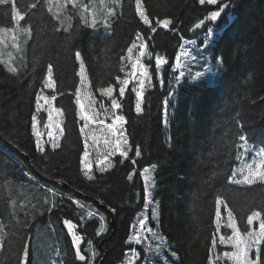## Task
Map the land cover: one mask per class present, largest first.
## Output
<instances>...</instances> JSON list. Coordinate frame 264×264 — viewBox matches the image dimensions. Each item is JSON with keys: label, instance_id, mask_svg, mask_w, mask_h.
<instances>
[{"label": "trees", "instance_id": "trees-1", "mask_svg": "<svg viewBox=\"0 0 264 264\" xmlns=\"http://www.w3.org/2000/svg\"><path fill=\"white\" fill-rule=\"evenodd\" d=\"M78 1L93 7L92 0ZM226 2L229 7L217 24L207 19L209 11L218 10ZM32 3L37 6L31 8ZM141 3L151 27L140 20L136 0H118L117 5L113 0H103V4L95 0V9L98 4L102 12L98 19L104 18L106 7L115 9V16L109 18L111 27L98 24L93 29L80 18L79 6L75 10L71 4L61 8L64 0H15L24 15L22 28L31 29L30 35L13 33L20 51L6 33L16 23L12 5H0V29L8 30L0 31V50L13 51L16 59L7 63L8 55L0 53V237L4 243L0 264H20L26 243H36L42 232L52 241L54 254L59 251V264H84L76 257L64 224L66 220L79 222L95 230V222L79 204L83 199L78 191L105 201L117 212L116 234L102 245L108 254L105 264H127L134 250L138 253L134 264H152L150 258L155 251L146 239L136 247L129 243L147 208V226L174 246L179 256L176 264H215V257L216 264H225L216 251L218 244L212 250V240L218 236L217 200L224 201L222 214L232 211L243 233L250 230L247 217L254 211L264 218V183L241 186L231 182L233 171L245 155L239 133L247 137L249 146L264 149V0H219L216 5H200L199 0ZM58 16L66 25L71 24L67 31L60 27ZM165 19L172 21L167 28L157 23ZM209 28L214 34L205 46ZM138 35L147 44L142 61L149 67L152 80L151 86L147 83L145 87L141 114L135 111L136 98L131 91L135 80L130 81L120 101L131 150L126 159L120 155L113 158V168L106 172L94 168V179L89 180L82 163L85 139L80 128L84 122L79 119L76 104L80 61L75 53L84 60L91 93L109 108L110 101L100 95L99 89L113 86L114 96L119 98L116 77L127 78L131 71L127 49L133 42L139 45ZM3 37L7 47L1 42ZM188 41L195 43L189 45ZM186 46L192 54L199 51V63H194L191 73L186 72L177 84L176 58ZM139 51V47L133 49V60ZM156 56L168 61L159 74L155 70ZM49 65L59 96L56 106L66 118L65 135L58 148L49 146L41 153L36 148L33 117ZM9 67L16 71L10 72ZM217 71L220 74L208 84ZM196 73L201 74L199 81L195 80ZM101 103L97 102L103 118ZM45 116L41 115L39 126L44 132ZM137 148L139 156L135 155ZM152 166L157 170L149 204L142 173ZM54 180L66 181L72 190L59 189L51 183ZM49 189L56 192L55 198L46 192ZM158 203L161 217L157 225L154 215ZM106 226L107 236L95 240V233L90 239L98 247L114 230L109 220Z\"/></svg>", "mask_w": 264, "mask_h": 264}, {"label": "snow or ice", "instance_id": "snow-or-ice-1", "mask_svg": "<svg viewBox=\"0 0 264 264\" xmlns=\"http://www.w3.org/2000/svg\"><path fill=\"white\" fill-rule=\"evenodd\" d=\"M38 2V0H37ZM114 3H118V0H113ZM219 2V0H199L200 5H216ZM93 7L92 12L90 14L91 18L89 19V5L86 4H79L78 0H64V4L61 5V8H65L68 4L72 5V8L75 10L78 6L80 8L79 16L84 21L85 25H87L90 28L95 29L98 24L102 25L105 28L111 27V24L109 22V18L115 16V12L109 8H105L103 11L104 18L98 19L96 15V9H95V0H92ZM11 4L12 8L11 11L14 14V18L17 22L24 20V15L21 14V12L16 8L15 0H0V5H7ZM101 4H103V0H101ZM37 5L36 3H32L30 5L31 8H35ZM229 7V3H223L221 7L218 10H212L208 12L207 19L210 21H217L225 8ZM51 11V8L49 9ZM136 11L139 15L140 20L151 27V23L149 21L148 15L146 14L143 5L141 3V0H136ZM57 19L60 21V27H63L65 31H67L71 24H65L63 19H60L59 16ZM65 19H71V17H65ZM157 23L167 28L169 25L172 24V21L170 19H165L163 21H157ZM197 28L201 27V24L196 25ZM154 30V29H153ZM0 31H8L7 29H0ZM22 32H26L28 35L31 33L30 28H22L20 29ZM222 31V29H221ZM213 30L212 28H209L208 31L205 33L204 41L205 46H207L208 41L213 36ZM138 41H140L139 45L135 42L127 49L128 56L126 57L128 60L131 61L132 68L131 71L127 74V78H120L119 76L116 77V80L119 84V98L114 96L115 88L113 86L108 87H102L99 89L100 95L102 97L108 98L110 101V107L105 108L103 104L100 105V108L103 109V118H101V114L99 112H96L93 110L92 114L89 115L86 112L85 105L82 102V100L85 97H91V84L87 78V75L85 74L84 67H83V60L81 58V54L79 52L75 53V59L80 61V72H79V83H80V89L76 92V104L79 107V119L83 121V125L80 128V133L84 135L85 142H84V168H85V174L87 175V178L89 180H93L94 176L91 174L92 165L90 162L87 161V158L89 156V138H91V146H96L99 143V139L96 135L92 133H86V129H89L93 124H96L98 129L103 133V144L105 145V155L104 159L99 161V163L104 164L105 160H109V157L115 155L117 152L119 155L123 158L128 157V152L131 150L130 146L128 144L127 137L124 134V125L127 123V120L125 116L122 114L120 110H122V103L120 102L121 99L125 96L126 89H128L130 81L135 80L136 83L133 85L131 91L135 94L136 103H135V111L137 114L142 112V103L144 99V92L146 87V81L148 82V86H151V80L152 76L149 72V67L146 66L142 59L147 54L143 49L147 48V44L144 43L142 38L138 35L136 38ZM13 46L19 48V44L16 41L15 36L12 37ZM188 43H195V41H188ZM140 48L141 51H139L138 56L133 60L132 58V52L134 48ZM180 56L186 57L187 59L181 63L180 57L176 58V69L178 70V75L174 78L177 84H180L181 79L186 76L187 73H191L192 65L194 63H199V51H197L196 54H192L191 52L184 50L180 53ZM148 58L151 59V56L148 55ZM168 61L164 59L161 56H156L155 58V70L157 74L162 69V66L167 64ZM10 72H15L16 70L14 68L9 67L8 69ZM139 72V76H137V73ZM201 79V74L197 73L195 76V80L199 81ZM193 78L189 76V81L191 82ZM163 82V81H161ZM55 87L56 82L53 79V69L51 65L47 68V76L43 83V88L41 89V92L44 91V89H50L53 93H55ZM83 92V95H82ZM56 95L53 94L51 96L49 95H40L37 99V109L39 110L42 105L41 101H43L44 105H47V108L45 111H47L48 114V120L49 124L52 121L53 113L54 112H60V109L55 108L54 101L56 100ZM94 103V100H89V104L91 105ZM167 103V101L165 102ZM165 117H167V112H165ZM35 120V117H33ZM106 120H110V123H106ZM165 123H167V120L165 119ZM243 125H241V128ZM60 134H63V129H61ZM35 135L37 136L36 141V148L41 153L44 152V147L40 143V133L36 132ZM52 141L51 147L53 150L59 147V144L55 141V138L49 137ZM239 139L243 141V144L240 145L244 149V152L247 153L250 151V148L248 146L247 137L243 134V132L239 133ZM136 156L140 155V150L137 148ZM255 157H259L260 163L257 165V161L255 158L248 163L245 167L247 168V172L245 173L244 169H236L232 173L231 182L236 184L241 183H247L252 184L259 179L261 182H264V171H257V168H254L253 165H257V167H264V149H260L255 152ZM133 164H135V160L132 161ZM111 162L107 163L104 167L100 168L101 172L107 171L109 167H111ZM240 173L242 178L237 179V173ZM144 173H150V169L145 168ZM129 179H131V176H129ZM145 187L146 190L150 187H154V184L149 182V177L145 176ZM148 196V203H152L151 201V192H147ZM68 199H72V197H68ZM79 203V202H77ZM217 208H216V216H217V226L216 231L217 233L220 230V224H219V218H220V205L224 204L223 200H217ZM147 207V204L145 205ZM91 215V213H89ZM228 227L232 229V234L229 235L227 238L225 236L221 235L219 236V243L220 244H228L231 245L232 251H225L223 253V256L226 257L228 260L232 262V264H261V245L264 244V218L261 216V212L254 211L250 216L247 217V224L252 225L254 221H259V230L258 231H248L246 235L243 237L241 236L239 230L235 226V219L233 217V213L231 210L228 211ZM103 219V217H101ZM146 219L147 217H142L139 219V233L132 235L130 237L129 243H135V244H141L142 239H146L144 237L145 230L152 234L153 238L156 237V232L153 231L151 227L146 226ZM65 224L69 230V233L72 237V242L75 246V255L80 261H85L86 257L85 255L81 254V242L82 238L80 235H78L73 229H75L76 225L71 223V221H65ZM162 240V238H161ZM217 245V240L214 238L212 240V250L215 251ZM89 248H91V244H89ZM158 251V250H157ZM255 251V258L253 259L251 256V253ZM174 255V253H173ZM28 252H27V246L24 250V258L27 259ZM96 256V252L93 249L92 250V257L93 259ZM138 253L133 251L129 255V259L127 264H134V260L137 258Z\"/></svg>", "mask_w": 264, "mask_h": 264}, {"label": "rangeland", "instance_id": "rangeland-1", "mask_svg": "<svg viewBox=\"0 0 264 264\" xmlns=\"http://www.w3.org/2000/svg\"><path fill=\"white\" fill-rule=\"evenodd\" d=\"M56 1H60L61 2V0H56ZM82 2L83 3H79V1H78V5L79 4H86V5H89V7H90V3L87 4L84 1H82ZM115 5H117V3ZM96 7H97L96 8V15L98 17V16L101 15L102 12L100 11L101 10L100 5L96 4ZM105 7L106 6L104 5V8ZM113 11L115 12V9ZM91 12H92V8H89V13H88L89 16H90ZM224 13H226V8L224 9L222 15H224ZM63 15H64V12H63ZM222 15H221V17H222ZM90 18H91V16H90ZM219 19L217 21H219ZM20 29H22L21 21H19V22L16 21L14 29H12L11 31H8L6 33L9 34L11 36V38L13 36H15L16 41L18 43V37H17L16 34H18V33L22 34ZM13 33H16V34H13ZM1 39H2L1 40L2 44L5 47H7L8 44L5 42L6 41L5 38L3 37ZM193 44L194 43H190L189 45H193ZM18 50L20 51V46H19ZM184 50H187V51L190 52V49L188 48V46L184 47V49L182 51H184ZM0 53H3L2 54L3 57L8 55L6 57V59H5V61L7 63H11V60L14 59V56H13L14 53L11 50L7 52L6 50L4 51L3 49H1ZM179 57H180L181 63H183L187 59L186 57H182V56H179ZM81 58H82V56H81ZM141 59H143V58H141ZM14 60H16V59H14ZM82 60H83V58H82ZM19 67H21V65ZM80 67H81V65H80ZM83 67H84L85 74L87 75V78H88V80H89V82L91 84L90 77H89L87 68L85 66L84 60H83ZM219 74H220V71L214 72V75H213V78H212L213 80L210 79V81L208 80L209 82H207V83L208 84H212L214 82V79L216 78V75H219ZM137 76H139V72L137 73ZM205 76H206V74H203V77H205ZM53 79H54V76H53ZM135 83H136V81H135ZM147 83L148 82L146 81V84ZM53 94H55L56 97H57L56 100L54 101V105L53 106L55 108H57V109H60V108H58L56 106V101L59 98V96L56 94V87H55V93H53L52 90H50V89H44V91L40 95H49V96H51ZM82 95H83V92H82ZM89 100H94V103H92L90 105L89 104ZM82 102L85 105L86 112L89 115H91L93 110H95L96 112H99V107H98L97 102L101 103L102 100H100V98L97 97L95 94L91 93V97H85L82 100ZM40 103H41L42 107L39 110L37 109V106H36L37 114L34 116L35 120L33 121L34 133H36V132L40 133V143L44 147V150L46 149V147L51 146L52 141L49 138L50 136L55 138V141L60 146L61 141H62V139H63V137L65 135V128H64L65 119H66L65 118V114H64L62 109H60V112H54L53 113V117H52V121L49 124L48 114H47V111H45V109L47 108V105H44L43 101H41ZM101 104H103L104 107H105V103L102 102ZM141 113H139V114H141ZM42 114L46 115L45 118H44V121H45L44 127H46L47 131H45V132L42 131L41 128L39 127L40 124H42L41 123L42 122V118H41ZM110 122L111 121H106V123H110ZM61 129H63V134L62 135L60 134ZM86 133H92V134L96 135L98 138H100L99 139V143L96 146H91V138H89L90 147L88 149L89 156L87 158V161L90 162L91 165H92L91 174L93 175V169L94 168H97V170L99 172H101L100 168L104 167L107 163H109V161L111 162L112 166L109 167L107 169V171L112 169L113 168L112 159L114 157H116L117 155H119V153L117 152L115 155L109 157V160H105L104 164L99 163V161L104 159V155H105V152H106L105 145L103 144V133L98 129L96 124H93L89 129H86ZM124 134L127 137L126 124L124 125ZM36 139H37V136H36ZM84 139H85V137H84ZM249 148H250V151L245 153L244 157L242 158V162H241L240 166L238 167V169H244L245 173L247 172V168L245 166L248 163H250L253 160V158L256 159L257 165L260 163L259 157H255V152L260 150L261 148H255V147H252V146H249ZM243 151H244V149H243ZM84 160H85V157L83 155L82 163L84 162ZM257 165H253V167L257 168L258 172L259 171H264V167H257ZM83 168H84V163H83ZM148 169H150V173H144L143 172L142 173V178H143V181L145 183V176L147 175L149 177V182L154 184V187H150V188H148L146 190V192L150 191L151 195H152L153 192H154V188H155V173H156L157 168L155 166H152V167H148ZM84 170H85V168H84ZM104 172H106V171H104ZM236 178L237 179H241L242 178V176H241V174L239 172L237 173V177ZM257 183H264V182H261L259 179H257V181L255 183H252V184L241 183V184H237V185L252 186V185L257 184ZM46 192H48L50 194V196L52 195V197L55 198L56 192L54 190H50L49 189V190H46ZM79 204L82 205L81 203H79ZM84 207L86 208V214L90 218L95 217V216H93V213H96V212L93 211L94 209L92 208V205L85 204ZM220 208H221V205H220ZM148 211H149V208H147V213H145V217H147L146 226L148 224V216H149V212ZM89 213H91V215H89ZM220 213H221V215H220L219 219H221V225H220L221 227H220L219 232L217 233L218 236L216 237L217 244H218V248H216V251H218L217 253L219 254L221 262H224L225 264H232V262L230 260H228L226 257L223 256V253L225 251H232L233 250L231 248V245H228V244H223L222 245V244L219 243V236L223 235V236H225V238H227L229 235L232 234V229L227 226L228 225V220H229L228 215L222 214L221 209H220ZM96 215H98L100 217H103V216H101V215H99L97 213H96ZM154 216H155L154 221L158 225L160 223V217H161L159 203H158V206L156 205V212H155ZM223 217H225L226 220H223L224 219ZM102 221H103V223H105L104 217H103ZM235 226L239 230V232H240L242 237L244 235H246L247 232L243 233L240 230L239 226L237 225L236 220H235ZM65 227H66L67 231L69 232L66 224H65ZM151 228L154 229L153 227H151ZM258 230H259V221L256 220V221L253 222L252 225H250V230L249 231H258ZM138 233H139V229L135 232V234H138ZM156 233H158L159 236H158V234H156V237L153 238L151 233L147 232L146 230L144 232V234L146 236H148V234H150V237L149 236L146 237V240H147L148 244L150 243V249L155 251V254L150 258L151 259L150 263H152V264H176V262L179 261V256L176 253V251H174V249H173L174 246H172V244H170V242L160 232H156ZM161 238H162V240H161ZM51 243H52V241L50 239H48V237H46L44 235V232H42L40 234V237L37 238L36 243H34L33 246L31 247L32 248L33 264H59V260H58V257H59L58 252L59 251H57L54 254V252L52 251V248H51L52 247ZM3 244H4L3 243V239L0 237V253H1V247H2ZM134 245L136 247L138 244L134 243ZM158 249H159V253L157 251ZM173 253H174V255H173ZM255 255H256L255 251H253L251 253V256H252L253 259L255 258ZM135 261H136V259L134 260V262ZM216 262H217V257H215L214 263L216 264ZM60 264H64V262H60ZM85 264H94V262H93V260L91 258L90 261L86 262Z\"/></svg>", "mask_w": 264, "mask_h": 264}, {"label": "flooded vegetation", "instance_id": "flooded-vegetation-1", "mask_svg": "<svg viewBox=\"0 0 264 264\" xmlns=\"http://www.w3.org/2000/svg\"><path fill=\"white\" fill-rule=\"evenodd\" d=\"M48 147H46V148H48ZM25 157L29 161V157L27 155H25ZM27 175L30 177V179H33L34 178V176L32 174H30V173H27ZM69 190H72L71 187L69 189L64 190V191H69ZM78 193H79V196L83 199L82 200L83 202H82V206L81 207H82V209H84V213L86 212V208L84 207V205L85 204L92 205V208L94 209L93 211L96 212L97 214L103 216L104 219H105V223H103L101 217L98 216V215H96V213H93V216H95V217H92L91 219L95 222V230L92 229V228H88V227L81 226L79 222H78V224H74V225H76V227H75V229H73V231H75L82 238V246L83 247H82V251L81 252L86 257L85 261H82V262L85 264L86 262L90 261V259L92 258V260H93V262L95 264V262H96L97 259H99L101 261V259H103L105 256H106V258L108 257V254L107 253H104L105 250L103 249V246L102 245H103V243L105 241L112 239V237L116 234V231H115V234H114V230H113L112 233H111V235L107 239L106 238L103 239V241L100 243V245L98 247L96 245V241L95 240L96 239L99 240L100 238L107 236L108 229H107V226L106 225H107L108 220L110 221V215L107 212H105V211H103V210H101L99 208V206L97 204V201H99V200H97V199L94 200L95 197L85 195L81 191H78ZM100 226H101V228H100ZM65 229H66V227H65ZM66 231H67V229H66ZM95 233L97 234V237L95 238V240L93 239V240L90 241V239L93 238V235H95ZM67 234H68V236H69V238L71 239V242H72L71 234L68 231H67ZM27 244H28V242L26 243V245ZM89 244H91V248H89ZM31 245H32V243H31ZM72 245H73V248H74L73 242H72ZM93 249L96 252V256H95L94 259L92 257V250ZM24 250H25V248H24ZM23 253H24V251H23ZM101 253H104L103 256H102ZM31 255H32V248H31ZM31 255H30V257H31ZM100 256H102V257L100 258ZM106 258H105V261H106ZM32 260H33V258H30V262L31 263H32ZM20 264H21V262H20Z\"/></svg>", "mask_w": 264, "mask_h": 264}, {"label": "water", "instance_id": "water-1", "mask_svg": "<svg viewBox=\"0 0 264 264\" xmlns=\"http://www.w3.org/2000/svg\"><path fill=\"white\" fill-rule=\"evenodd\" d=\"M215 24H217V21H215ZM52 183L62 190H66V189L70 188L68 183L64 180H54V181H52ZM97 204L101 210L107 212L110 215V223H111L112 227L114 228V234H115L116 227H117V212H116V210L111 208L110 206H108L102 200L97 201ZM26 246H27L28 256H27V259L25 260L24 253H23L22 259H21V264H30L31 240L28 242V244ZM82 247L83 246H82V242H81V245H80L81 251H82ZM105 258H106V256L103 259H101L99 264H105Z\"/></svg>", "mask_w": 264, "mask_h": 264}]
</instances>
